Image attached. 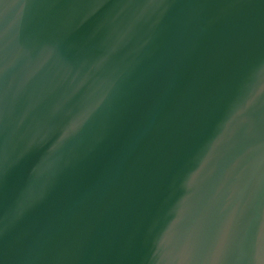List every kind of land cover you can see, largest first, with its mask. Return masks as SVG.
Listing matches in <instances>:
<instances>
[{"label": "water", "instance_id": "95a60500", "mask_svg": "<svg viewBox=\"0 0 264 264\" xmlns=\"http://www.w3.org/2000/svg\"><path fill=\"white\" fill-rule=\"evenodd\" d=\"M0 264H264V0H0Z\"/></svg>", "mask_w": 264, "mask_h": 264}]
</instances>
